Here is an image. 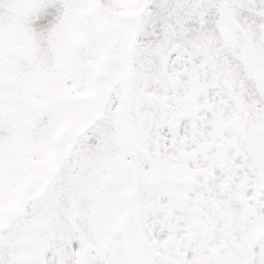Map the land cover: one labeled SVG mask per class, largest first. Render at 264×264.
<instances>
[{
	"label": "snow or ice",
	"instance_id": "snow-or-ice-1",
	"mask_svg": "<svg viewBox=\"0 0 264 264\" xmlns=\"http://www.w3.org/2000/svg\"><path fill=\"white\" fill-rule=\"evenodd\" d=\"M0 264H264V0H0Z\"/></svg>",
	"mask_w": 264,
	"mask_h": 264
}]
</instances>
